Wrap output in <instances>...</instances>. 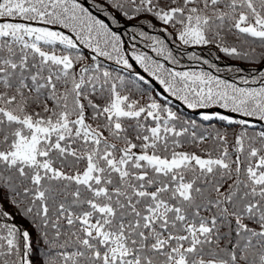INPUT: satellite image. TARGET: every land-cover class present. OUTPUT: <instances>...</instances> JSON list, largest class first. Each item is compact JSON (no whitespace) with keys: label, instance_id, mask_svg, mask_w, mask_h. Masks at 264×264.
<instances>
[{"label":"snow or ice","instance_id":"6c2138e0","mask_svg":"<svg viewBox=\"0 0 264 264\" xmlns=\"http://www.w3.org/2000/svg\"><path fill=\"white\" fill-rule=\"evenodd\" d=\"M0 264H264V0H0Z\"/></svg>","mask_w":264,"mask_h":264}]
</instances>
